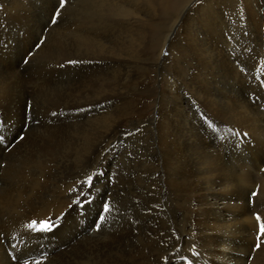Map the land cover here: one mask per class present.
<instances>
[{
  "label": "bare ground",
  "instance_id": "1",
  "mask_svg": "<svg viewBox=\"0 0 264 264\" xmlns=\"http://www.w3.org/2000/svg\"><path fill=\"white\" fill-rule=\"evenodd\" d=\"M172 2L173 0H145L146 4H144V6H149L148 8L151 11L149 13L153 14L155 11H157V8L164 11L168 10V8L170 9L171 4H173ZM20 3L22 2L20 1ZM137 6L139 5H136V7ZM136 7L131 11H129V9L127 10V13L131 15V18H129L132 20V22L138 21L140 23H144L145 19H143L141 15L143 13L140 14V11H138ZM140 7L141 6H139V9ZM41 10H43L41 6H35L26 16L21 14L23 17L16 15L14 18L6 19L7 23L5 26L2 22L0 23V25H3V28L0 26V118L3 124V126L0 125V141L1 137H3V142L0 143V153L3 151L1 149V144H4L6 147L12 145L13 141L17 137V134H19L26 125L27 120L25 116V104L26 95L28 94L26 85L29 82L28 81L26 84V81L31 70L29 67L32 59L31 51L36 39L33 37L32 31L37 24V18L39 17ZM263 12L264 0H191L186 6H184L181 16L172 21L170 26L168 25L169 28L165 31L161 44L159 43L160 46L158 47V52L156 51L158 53L157 65L159 64V66H162L165 62H168L171 73L170 77L173 80L171 91L173 92L174 96L170 98L168 106L165 108L161 107L162 109L158 110L156 114L158 115L156 118L158 121V135L153 148V163L150 169L147 168L143 171V183L140 184L142 194L138 192L139 194L135 196V199L132 200L133 202L130 206V208H133V210L135 209L134 211L139 215L138 217H140L138 219V226L135 229L133 226L134 232H125L124 235L113 234L115 233L113 229L110 227L106 229V227L109 225H105V227L102 225L103 221L101 222L97 218H92L88 225L87 223L84 224L82 231L78 229V226L86 216V212L89 210V207L93 210H96V217L99 218L101 215L106 217L107 213H104L102 208L104 203L109 202L112 195L111 193L115 188V184L111 183V180H114L112 178H114L113 174L115 171L108 168L110 163V144L113 142L112 140L110 144L102 148V152L100 154L101 157L95 165L93 164L94 167L91 170L85 172L80 179L73 181L71 180V182H68L67 184L63 181L60 183L58 180H56V178H46L42 182V179L43 177L45 178L47 171L50 172V175L53 174L51 173L53 169H51L49 166H46L50 163L47 160V157H45L46 151L49 150L50 152L48 151V153L50 154L51 152L56 153L61 148H63L65 151L67 149L73 150L76 145L88 146V141L86 139H88L89 136H92L95 130L92 127L76 128L77 126L74 129H70L73 126H69L70 130L67 128L65 132H59L58 128V130L56 129L58 132L55 130L54 132L47 133L46 139L48 144L44 141L47 145L44 143L43 146H40L43 148V150L38 147V149L41 150L38 153H40L41 157H43L35 171L36 173H39L40 182H38L39 179L38 181L35 180L30 186L27 185V190L18 191L17 189H14L13 183H11V185L13 184V187H10L8 184L11 180L8 182L7 179L3 177L0 178V264H35V259H42V264H264V244L262 242L264 241V236L260 234L258 228L259 225L257 226L258 222L256 221V216H260L261 222L264 223V203L257 204L255 198L250 196L251 192H253L256 181L261 178L262 174H264V102L257 103V101H254V104H252L253 101L249 98L251 101L250 104L246 96L244 97L242 94H240L241 89L243 88V82L240 80L242 78H239L238 72L233 67L235 61H237L241 55L239 53L245 51L247 52L249 50L251 52L253 44L256 45V41L260 40L261 27L263 26ZM17 14L19 13L17 12ZM241 16H244L242 17L244 21H240L242 20L239 18ZM229 18H232L233 21H230L232 19ZM126 21L129 20L127 19ZM186 22H188V24H186ZM114 27L115 25L113 28ZM124 27H126L125 23ZM123 30L124 28L121 29V31ZM111 35L114 37L113 34H110V36ZM88 36H84L83 39L81 37L82 40L88 42V45L84 48V51L96 46H100V44H97V38ZM132 36L133 35H131V37ZM99 38H101V36ZM122 38L125 39L124 37H121V40H123ZM148 38H150V36H148ZM133 40L136 41L135 39ZM156 46L157 45H155V47ZM55 49L57 53L52 54V57L48 58L50 61L52 59H59L61 57L60 48L57 47ZM81 49L83 50V48ZM153 51H155L154 47ZM164 52H168V56L163 57L162 55ZM143 56H146V54ZM130 57L131 56H129V58ZM263 57L264 54L262 58ZM112 58L114 59V57ZM124 58L126 57L124 56ZM116 61H114V63ZM66 63L67 62L64 64L66 65ZM85 66L87 67L88 65L86 64ZM89 68H87V71ZM111 68L112 67H110V69ZM179 68H185V70H188V75L181 74L179 72ZM244 73H246V71ZM43 77H45V75ZM79 77L83 78L84 76ZM114 77L116 76L114 75ZM260 78L264 79L263 72ZM55 80L57 81V79ZM103 81L101 82L104 83ZM77 82L78 81H76V83ZM108 82L111 83V80ZM106 84L109 85L108 83ZM121 84L124 85L123 83ZM121 84L119 85L121 86ZM260 84L258 85L261 86ZM38 85L36 84V87L33 88V90H35L34 92L36 94L38 93L39 95L45 94L47 95V98L50 94L52 96L61 94L62 92H59L64 91L65 89V87H61L60 91H58L60 86H56L55 83V86L53 87L50 84L49 86H45L44 84L39 85L40 88H38ZM129 86L131 87V85ZM254 86L255 88L259 87H256V85ZM32 87H34V85ZM103 87L105 88V86ZM71 89L72 87L67 88L66 90L69 92L66 94L70 95L72 93ZM117 89L119 88H116V91ZM75 91L78 92L76 89ZM79 91H81L82 95V90ZM123 93L125 92L123 91ZM150 93L153 94L152 92ZM78 97L79 96H77V98ZM52 102H55V100ZM127 105H129L128 102ZM67 107H69V104ZM200 107H203L202 109L206 113L201 112ZM42 108L44 107L42 106ZM115 108L117 107L115 106ZM123 108L125 109L124 106ZM35 112L34 114H36ZM46 112L48 111L46 110ZM125 113H127V111ZM144 115L145 114H142V116ZM39 116L41 117L42 115ZM37 122L39 124V121ZM124 122L125 123L122 124L117 131H113L115 133L113 138L114 141L119 138H116V134L122 133V135L125 137L129 132L135 129V126L133 125H131L133 126L132 128H127L125 125L127 122L133 124L134 121H132L130 118H126ZM136 123H142V120L137 119ZM231 123H234L235 125L230 127L229 124ZM40 124H42V122ZM69 124H71V122ZM37 125L36 127L34 125V127L37 128ZM99 127L102 128L101 126ZM76 129L81 130L76 132ZM4 132L7 133V135H4ZM31 132L28 131V133ZM235 133H239V135H236ZM39 135L37 137H39ZM21 141L23 142V140ZM90 141L91 140H89V142ZM34 142L36 141L34 140ZM92 144H94L93 141ZM145 149L147 150V148ZM19 152L20 151H18V154ZM20 154H22V152ZM23 158L25 159V156ZM61 159L63 158L61 157ZM46 160L48 161L47 163H45ZM1 161L3 162V160ZM82 163L79 165H82ZM83 165L85 166V164ZM57 166H55V168ZM61 167L59 166L60 169H62ZM73 170L74 169H72V171ZM32 172H34V169ZM62 172L65 173L64 171ZM3 173L5 174L6 172ZM89 175H92L93 177L92 184L91 186H86L83 181ZM56 181H58L60 184H58ZM21 182L22 181H20V183ZM25 184H23L24 187H26ZM36 184L38 186L40 185V188L35 189L37 186ZM80 192H85L86 195L80 196ZM258 193L264 194V183L262 184L261 190ZM78 199L81 202H88L74 203V201H77ZM89 199H92V201L90 202ZM82 204L86 206L83 208ZM79 205H81L83 209H79ZM98 205L102 207H99ZM33 220L37 221L38 225L40 221L45 220H51L55 223L50 231H37L27 227V225ZM98 223L101 226L99 231L96 230L97 232H95L96 225ZM111 223L115 224L113 222ZM130 227L128 228L130 229ZM114 230L117 229L114 228ZM258 237L261 241L260 248H256ZM100 240H104L105 245L100 244ZM123 247L124 250H122Z\"/></svg>",
  "mask_w": 264,
  "mask_h": 264
},
{
  "label": "rangeland",
  "instance_id": "2",
  "mask_svg": "<svg viewBox=\"0 0 264 264\" xmlns=\"http://www.w3.org/2000/svg\"><path fill=\"white\" fill-rule=\"evenodd\" d=\"M20 1L22 3H20ZM190 1L191 0H173V2H172L173 4H171V8L170 9L168 8V10L164 11L162 9L160 10V9L157 8V11H155V13L150 14L149 12H151V11L148 8L149 6H144V4H146L145 3V0H66L65 7L60 10V15L57 18V22L55 24H53L51 21H52L53 15L55 14L56 9L59 7V0H0V13H1L0 14L1 15L0 16V23L2 22L4 26L7 23L6 22V19L14 18L16 15H20L22 17H23V15L26 16L27 14L30 13L31 9L33 7H35V6H37V7L41 6L42 9H43V10H41L39 17L37 18L38 19L37 24L34 27V30L32 31L33 32V37L36 38V39H38V40L35 39L34 46L32 47V51H31V57H32V59H31L30 65H29V67L31 69L30 70V74H29L28 78L25 77V78H27L26 84H27L28 81L29 82L26 85L27 86L26 89H27L28 94L26 95V104L27 105L25 104V116H26V120L27 121H26L25 128L23 130H27V131H23L22 130L19 134H17V137H16L17 139L15 138L16 141L15 140L13 141V143H15V144L12 143V145H9L10 147L9 146L6 147V146H4V144H1V149L3 151L1 152L2 154L0 153L1 154L0 155V178L3 177L5 179H7L8 182L11 180L10 183H8V184L10 185V187H13L12 185L14 184V189H17L18 191L27 190L26 188L28 186H30L35 180L38 181V179H39L38 182H40L39 173L38 172L36 173L35 171L37 169V166H39V162H41V160L43 158V157H41V154L38 153V152L41 151L40 149L43 150V148L40 147V146H43V144L45 142L47 143V139H46L47 138V133L54 132L56 129L58 130V128H59V132L60 131L61 132H65L67 130V128L69 129L71 126H73V127H71L70 129H74L76 126H77L76 128H79V127H92L95 130H94L92 136H89V138H88L91 141L89 142V140L86 139L88 141L87 142L88 143V146L87 145L86 146L85 145H80V146L79 145H76L73 150L72 149L71 150H68L67 149L65 151H64L63 148H61L56 153L55 152L54 153L51 152L50 154L48 153L49 150L46 151L45 157H47V160L51 163V164L50 163L47 164L46 166L47 167L49 166L51 169H53V171H51V173H53V174L50 175V172L47 171V174L45 175V178L43 177L42 182L46 178L47 179L48 178H52V179L56 178V180H58L60 183H62V181H63V182H66V184H67L68 182H71V180L73 181V180H76V179H80L81 176L85 172H87L88 170H91L94 167V165L96 164V162L99 160V158L101 157L100 154L102 152V148L103 147H106L108 144H110L113 141L110 144L111 151L109 153V161H110V163L108 165V168L113 169L115 171V173L113 174L114 175V178H112L114 180H111V183L112 184H115V188H114L113 192L111 193L112 195H111V198H110V200L108 202L111 211H109L106 214V217H105L106 220H104L105 222L104 221L102 222V225H104V226L105 225L106 226L109 225L108 227L105 226L106 229H108L109 227L112 228L113 231L115 232L113 234H116V235H118V234L119 235H124L125 232H127V233L128 232L129 233L134 232V229L138 226V219L140 217H138L139 215L134 211L135 209L133 210V208H130V206H131V204L133 202L132 200L135 199V196H137V194H139V193L142 194L141 189H140V184L143 183V177H144L143 171L145 169H147V168L150 169L151 166H152V163H153L152 162L153 161V155H154L153 154V152H154L153 148H154L155 141H156L157 135H158L157 134V130H158V125L157 124H158V121L156 119L158 117V115H156V114H157V111L158 110H161L162 108L167 107L168 104H169V102H170V98L174 96L173 92L171 91V87H172V84H173V80L170 77L171 73H170V69H169V66H168L169 65L168 62H165L162 66H159V64L157 65V58H158V56H157L158 53L157 52H158V47L160 46V44L162 42V37L164 36L165 31L169 28V26L171 25L172 21H174L177 17L179 18L181 16V14H182V12L184 10V6H186ZM136 5L141 6L140 9H139V6L136 7ZM200 6H203V5H200ZM135 7H136V9L138 11H140V14L141 13L144 14V15L141 14L142 15V18L145 19L144 20V23H140L138 21H135V22L133 21L132 22V20L130 19L131 18V15L129 13H127V10L129 9V11H131L132 9H135ZM141 8H143V9H141ZM17 12L19 14H17ZM7 14H9V15H7ZM21 14H23V15H21ZM151 15H153V16H151ZM242 17H244V16L239 17L240 19H242L240 21H244ZM262 18H263L262 19V23H263L262 25L263 26L261 27L262 29H261L260 40L259 41H256V43H255L256 45L253 44V48L251 49V52H250V50L247 51V52L246 51L245 52H240L239 54H241V55H240L239 59L237 61H235V63L233 62L234 63V66L233 67L236 69V71L239 74V78H242L240 80L243 82V88L241 89V93L240 94H242L244 97L246 96V98L248 99V101H249L250 104H251L250 99L253 101L252 104H254V101H257V103H259V102L260 103H263L264 102V99H262V98H264L263 97L264 96L263 95L264 94V86H262V85H264V79H261L260 78L262 76V72L264 73V68H263L264 67V57L262 58V56L264 54L263 53L264 52V12L262 13ZM125 19L126 20L128 19L129 21H126ZM229 19H232V18H229ZM230 21H233V19L230 20ZM124 23H125V26L126 27H124ZM126 23H127V25H126ZM131 23H132V26H131ZM134 23H136L137 25L134 24ZM97 24H99V25H97ZM186 24H188V22H186ZM3 25H0L1 28H3ZM114 25H115L116 28L115 27L113 28ZM119 25H120L121 28L119 27ZM151 25H153V26H151ZM161 25H162V27H161ZM143 26H144V28H143ZM117 27H118V29H117ZM97 28L99 29V31H98ZM123 28H124V30L121 31V29H123ZM125 28L127 29V31H126ZM132 28H133V30L135 28V30L133 31ZM136 28H137V30H136ZM149 28H151V29H149ZM108 30H110V31H108ZM102 32H103L104 35L102 34ZM85 33H86V35H85ZM133 33H135V34H133ZM110 34H113L115 38L112 35L110 36ZM118 34L121 35V36H119ZM130 34L133 35V36L131 37ZM88 35L90 37L97 38L98 39V43L97 44L98 45L100 44V46H96V47L91 48V49H89L87 51H84V48L87 47L88 42L87 41H84L82 39H83L84 36H88ZM100 36H101V38L104 39V41H103V39L99 38ZM107 36L110 37V38H108ZM148 36H150V38H148ZM81 37H82V39H81ZM121 37H124L125 39L122 38L123 40H121ZM133 39H135L136 41H134ZM40 41L42 42V44H41ZM99 41H100V43H99ZM261 41H262V43H261ZM49 42H50V44H49ZM37 45H39L40 48L39 47H36ZM155 45H157V46L155 47ZM57 47H59L60 50H61L60 51V54H61V57L62 58L59 56L60 57L59 59H52L50 61L48 58L49 57H52V54L57 53L56 52V49H55ZM153 47H154V50L155 51H153ZM81 48H83V50ZM260 48H263V49H260ZM46 53H47V55H46ZM148 53H150V54H148ZM164 53L162 55L163 57L168 56V52H167V55H164ZM140 54H142V55H140ZM144 54H146V56L147 55L148 56L147 57L146 56H143ZM150 55H151V57H150ZM36 56L39 58V60H38V58ZM124 56L126 58H124ZM129 56H131V57L129 58ZM112 57H114V59H116L117 61L114 60ZM43 58H44V60H43ZM45 58H47V59H45ZM99 59H101V60H99ZM56 60H57V62H56ZM125 60H127V61H125ZM38 61H40V62H38ZM72 61H75V63H71ZM114 61H116V62L114 63ZM65 62H67L66 65L64 64ZM85 63L88 65L87 67L85 66L86 65ZM139 63L142 65V67H141V65ZM67 64H69L71 66H69ZM96 64H99V65H96ZM102 64H103V67H102ZM94 65H95V67H94ZM75 66H77L78 68L75 67ZM82 66H83V68H82ZM91 66H92V68H91ZM99 66H101V67H99ZM107 66H108V68H107ZM72 67H73V70L74 71L72 70ZM110 67H112V68L110 69ZM122 67H123V69H122ZM149 67H150V69H149ZM85 68H86V71H85ZM87 68H89L88 71H87ZM185 68L184 69L183 68H179V70H180L179 72L181 74L188 75L189 72H188V70H185ZM155 69H156V71H155ZM162 69H163V71H162ZM83 70H84V72H83ZM114 70L116 71V74L118 73L117 75L115 74V71ZM247 70H248V72H247ZM245 71H246L247 74L244 73ZM88 74H91V75H88ZM128 74H129V76H128ZM141 74H144V75H141ZM249 74H250V76H249ZM35 75H36V77H35ZM44 75H45V77H43ZM52 75H54L56 77H54ZM78 75L79 76H84V77L82 78V77H79ZM114 75L117 77V79L119 81L116 79V77H114ZM118 75H120V76H118ZM32 77H34V78H32ZM76 77H78V78H76ZM246 77H247V79H246ZM65 78H68V79H65ZM90 78H92V79H90ZM35 79H36V81H35ZM55 79H57V81ZM40 80H42V81H40ZM110 80H111V83L108 82ZM48 81H49V83H48ZM76 81H78V82L76 83ZM97 81H99V82H97ZM101 81H103L104 83H102ZM56 82H57V84H56ZM131 82H132L133 85L131 84ZM54 83H55L56 86H60L58 88V91H60L61 87H65L64 91H60L59 92V93L62 92L61 94H56L54 96H52L50 94V95H48V98H47V95H45V94L39 95L38 93L36 94L34 92L35 90H33V88L36 87V84L37 85L38 84L39 85H44L45 84V86H49V84H50L53 87V86H55ZM106 83H108L109 85H107ZM121 83H123L124 85H122ZM163 83H165V84H163ZM252 83H253V85H252ZM119 84H121V86ZM258 84H260L261 86H259ZM33 85H34V87H32ZM39 85H38V88H40ZM102 85L105 86V88ZM129 85H131V87ZM254 85H256V87H258V86L259 87L258 88H255ZM79 86L82 87V88H80ZM66 87L67 88H71L72 87L71 90H72V93L73 94L72 93L70 95L69 94H66V93L69 92L68 90H66L67 89ZM116 88H119V89H117L118 92L116 91ZM28 89H30V90H28ZM75 89L78 92H76ZM87 89H89V90H87ZM122 89H124V90H122ZM253 89L255 90V92H254ZM79 90H82V95H81V91H79ZM83 91H84V93H83ZM103 91H104V93H103ZM123 91L125 93H123ZM116 92H117V94H116ZM121 92H122V94H121ZM150 92H152L153 94H151ZM33 93H34V95H33ZM29 95L31 96V98H30ZM110 95H112L113 97L110 96ZM128 95H129V97H128ZM77 96H79V97L77 98ZM115 96H117V97H115ZM58 98H59V102H58ZM64 98H66V99H64ZM104 98L106 99V101H105ZM131 99H132V102H131ZM36 100H38V101H36ZM54 100H55V102H52ZM43 101H44V104H43ZM117 101H118V103H117ZM127 102H128L129 105H127ZM55 103H56V105H55ZM92 103H94V104H92ZM34 104H36V105H34ZM68 104H69V107H71V108L67 107ZM122 104H124V105H122ZM135 105H137V106H135ZM35 106L36 107L39 106V107L36 108ZM42 106L44 108H42ZM65 106L67 107V109H66ZM109 106H110L111 109L109 108ZM115 106L117 108H115ZM123 106L125 107V109L123 108ZM133 106L136 107V108H134ZM154 106H156V107H154ZM38 108L40 110L41 109H44L45 111L44 110H41L40 111ZM133 108H134V110H133ZM202 108L203 107H200V111L201 112H205ZM80 109L82 110V112H81ZM119 109H122V110H119ZM46 110L48 112H46ZM101 110H103V111H101ZM104 110H105V112H104ZM35 111H37V112H35ZM69 111H70V113H69ZM126 111H127V113H125ZM206 111H208V110H206ZM34 112L36 114H34ZM128 113H129V115H128ZM37 114L42 115V116L40 117ZM142 114H145V115L142 116ZM51 116L52 117L54 116V117L52 118ZM112 116L113 117L115 116V117L113 118ZM54 118H55V120H54ZM126 118L127 119L130 118L132 121H134L133 124H130L129 122H127L125 124L127 126V128H132L133 126H135V129L132 130L131 132H129L125 137H124V135H122V133L116 134L117 135L116 138H118V137L119 138L114 141L113 138L115 136V133L113 131H117L118 128L122 124L125 123L124 120ZM85 119H86V121H85ZM137 119L142 120V123H138L137 124L136 123L137 122ZM36 120L39 121V124H38V122ZM69 121L71 122V124H69L70 123ZM90 121H92V122H90ZM154 121L157 122V123H155ZM29 122H30V124H29ZM41 122H42V124H40ZM85 123H86V125H85ZM37 124L39 125V127H38ZM49 124H51V125H49ZM0 125L3 126L2 121H1V118H0ZM34 125H35V127L37 125V128L39 129V131H38L37 128L34 127ZM80 125H82V126H80ZM131 125H133V126H131ZM229 125H230V127H233L235 124L234 123H231ZM99 126H101L102 128H100ZM28 127H30V128H28ZM42 127H43V129H42ZM29 129H31V130H29ZM52 129H53V131H52ZM45 130H48V131H45ZM80 130L81 129H76V132H79ZM28 131L29 132L32 131V132L31 133H28ZM3 134L4 135H7V133H5V132ZM37 134L38 135L40 134L39 137H37L38 136ZM20 135H23V137H24L23 142L21 140H18V137ZM142 135H144V136H142ZM150 138H152V139H150ZM146 139H149V140H146ZM24 140H26V141H24ZM34 140L37 143L34 142ZM29 141H30V143H29ZM92 141H93L94 144H92ZM1 142H3V137H1L0 143ZM26 143H27V145H26ZM12 147H16L17 149L16 148H12ZM18 147H20V148H18ZM38 147H40V149H38ZM83 147H84V150H83ZM7 148H9V149H7ZM145 148H147V150ZM24 149H25V151H24ZM140 149L141 150L143 149V150L141 151ZM9 150L10 151L12 150V151L10 152ZM137 150H140V151H137ZM18 151H20L19 154H18ZM69 151H71V152H69ZM21 152H22V154H20ZM29 155H30V157H29ZM24 156H25V159L23 158ZM39 157H41V158H39ZM61 157L63 159H61ZM126 158H127V160H126ZM1 160H3V162ZM13 160H15V161H13ZM47 160L45 161V163L48 162ZM57 160H58V162H57ZM77 160H78V162H77ZM82 161H83V163H82ZM33 162L36 163V164H34ZM65 162H66V164L67 163L68 164L66 165ZM62 163H63V165H62ZM81 163H82V165H79ZM86 163H87V165H86ZM83 164H85V166ZM28 166H29L30 169L28 168ZM55 166H57V167L55 168ZM59 166L60 167L62 166L61 167L62 169H60ZM127 167H129V168H127ZM33 169H34V172H32ZM72 169H74V170L72 171ZM20 170H23L25 172L20 171ZM26 170H27L28 173L26 172ZM29 170L30 171L32 170V171L30 172ZM65 170H67V171H65ZM58 171H59V174H58ZM62 171H64L65 173H63ZM3 172H6V173L4 174ZM13 173H15V174H13ZM18 173H20V174H18ZM26 173H27V175H26ZM54 173H56V174H54ZM34 174H36V175H34ZM137 174H138V176H137ZM32 175H33L34 179H33ZM56 175H58V176H56ZM115 176H116V178H115ZM21 178H23V179H21ZM70 178H72V179H70ZM17 181H18V183H17ZM20 181H22V182L20 183ZM53 181H55V180H53ZM58 181H56V182H58ZM25 182H26V184H25ZM28 182H30V183H28ZM59 182H58V184H60ZM11 183H13V184L11 185ZM263 183H264V174H262L261 175V178H259L256 181V183L254 185V188H253V192H251V194H250V196H253L252 194L253 193H256V195L253 196V197L255 198V201H256L257 204H263L264 203L263 202L264 201V194H259L258 193V192H260L261 186H262ZM23 184H25L26 187H24ZM259 185H260V187H259ZM0 187H1V182H0ZM60 187H62V186H60ZM38 188H40V185L39 186L37 185L35 189H38ZM91 201H92V199L90 200V202ZM85 206L86 205L82 204V207L83 208ZM98 206L99 207H102L100 205H98ZM82 207H81V205H79V209H81ZM102 210H103V208H102ZM95 211L96 210H93V209H91L89 207V210H87V212H86V216L84 217V219L80 222V225L78 226V229L79 230L82 231L83 225L86 224V223L88 225L89 222H90V220L92 218H97L99 220V218L96 217L97 216V213ZM123 211H124V213H123ZM125 213H126V215H125ZM109 216H110V218H109ZM126 219H127V221H126ZM122 220H123V222H122ZM111 222H113L115 224H112ZM260 222H261V220L257 223V226L259 225L258 228H260ZM123 224L124 225L126 224V225L124 226ZM118 225L119 226H122L123 225L122 226L123 228L122 227H119ZM133 226H134V229H133ZM128 227H130L131 230ZM114 228L117 229V230H114ZM119 228H122V229H119ZM96 230L99 231V229L96 228L95 229V232H97ZM262 242L264 244V241H262ZM100 244L105 245V241L104 240H100ZM122 250H124V247L122 248ZM34 262H36L35 264H42L43 263V260L42 259L41 260L40 259H35ZM185 263H188V262H185Z\"/></svg>",
  "mask_w": 264,
  "mask_h": 264
},
{
  "label": "snow or ice",
  "instance_id": "3",
  "mask_svg": "<svg viewBox=\"0 0 264 264\" xmlns=\"http://www.w3.org/2000/svg\"><path fill=\"white\" fill-rule=\"evenodd\" d=\"M65 3H66V0H59V7L56 9L55 11V14L53 15L52 17V23L55 24L57 22V18L58 16L60 15V10L63 9L65 7ZM42 43V42H41ZM37 47H39V45H37ZM164 55H167V52L164 53ZM71 63H75V61H72ZM264 86V85H262ZM236 135H239V133H235ZM246 135V134H245ZM24 137L23 135H20L18 137V140H23ZM92 180H93V177L92 175H89L86 177V179L83 181V183L86 185V186H91L92 184ZM80 196H85L86 193L85 192H80L79 194ZM253 196L256 195V193H253L252 194ZM88 201H79V199L77 201H74V203H87ZM110 211V206L108 203H104L103 205V212L104 213H108ZM99 220L102 222L105 220V216L104 215H101L99 217ZM256 220L259 222L261 220V217L260 216H256ZM54 221H51V220H45V221H40L39 222V225L37 224V221L33 220L30 224L27 225L28 228L30 229H34V230H37V231H50L52 229V227L54 226ZM100 224L98 223L96 225V228L99 229L100 228ZM259 231H260V234L262 236H264V223H260V228H259ZM258 242L256 244V248H260L261 246V241H260V238L258 237Z\"/></svg>",
  "mask_w": 264,
  "mask_h": 264
}]
</instances>
